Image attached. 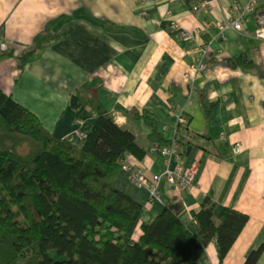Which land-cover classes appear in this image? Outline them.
I'll return each mask as SVG.
<instances>
[{"label":"crops","instance_id":"crops-1","mask_svg":"<svg viewBox=\"0 0 264 264\" xmlns=\"http://www.w3.org/2000/svg\"><path fill=\"white\" fill-rule=\"evenodd\" d=\"M201 1L0 0V30L8 41L0 88L55 134L83 147L95 118L84 120L82 136L69 105L86 86L148 150L134 168L151 183L166 160L149 138L151 127L134 112H152L165 139L178 142L175 161L200 165L197 181L184 188L161 181L163 203L150 202L148 188L125 167L116 187L145 206L146 221L173 206L198 236L197 214L207 197L217 204V215L226 207L247 213L249 221L225 259L219 260L213 241L200 262L245 264L264 243V40L256 37L254 19L242 31L221 28L235 0L195 9ZM175 25L194 39L183 40ZM41 34L55 39L35 51ZM242 53L251 66H232L230 60ZM192 64L206 68L195 72Z\"/></svg>","mask_w":264,"mask_h":264},{"label":"trees","instance_id":"trees-1","mask_svg":"<svg viewBox=\"0 0 264 264\" xmlns=\"http://www.w3.org/2000/svg\"><path fill=\"white\" fill-rule=\"evenodd\" d=\"M54 39L37 36L34 50ZM35 51L23 56L21 67ZM230 63L248 67L252 60L242 53ZM69 108L79 119L95 118L83 147L55 134L0 88V264H200L213 241L219 260L225 259L247 213L226 207L217 215L207 197L197 214L200 236L173 206L146 221L145 206L115 182L131 155L142 159L148 150L86 86L73 93ZM134 117L151 127L159 151L172 145L152 112L135 111ZM245 264H264V243Z\"/></svg>","mask_w":264,"mask_h":264},{"label":"built area","instance_id":"built-area-1","mask_svg":"<svg viewBox=\"0 0 264 264\" xmlns=\"http://www.w3.org/2000/svg\"><path fill=\"white\" fill-rule=\"evenodd\" d=\"M214 0H203L200 4H198L195 9H210L213 6ZM236 4L235 6L230 10L229 18L225 21L226 27H232L233 29L237 31H242L245 24L250 21L251 19H254L257 23V29H256V37L264 40V0H235ZM221 28H225L224 24L221 26ZM4 36L3 34H0V55L3 54L5 48H7L6 42L3 41ZM183 40H192L194 39V34H184L182 36ZM206 68L204 64H192V69L195 72L202 71ZM83 136H86L84 133H81ZM223 138V137H222ZM163 153L168 155V157H171L174 155V159H178V150L177 148L172 147H166L162 150ZM132 156V155H131ZM129 157V162L125 166V168L129 171L130 178L136 182L140 186H144L147 184L148 180L140 176L135 171V163L132 161V157ZM172 160V162H173ZM177 171H182L184 175L180 176L178 178V181H181L183 185L186 186H192L196 183L199 171H200V165L197 162H193L190 167L185 171L183 170L182 166H178L176 168V171L174 173H177ZM161 176L155 175V179H159ZM162 177H165L164 175ZM170 179H172V176H170ZM157 197L160 198L161 195L158 191H156Z\"/></svg>","mask_w":264,"mask_h":264},{"label":"rangeland","instance_id":"rangeland-1","mask_svg":"<svg viewBox=\"0 0 264 264\" xmlns=\"http://www.w3.org/2000/svg\"><path fill=\"white\" fill-rule=\"evenodd\" d=\"M200 9H202V8H200ZM223 24H224V27H225V28H222L223 30H225L227 28H232V27H226L225 26V21H224ZM175 26H176L175 28H177V25H175ZM177 30L179 32H181V36H180L181 38H182V36H184V34H190V32H188L187 30H183V29H180V28H177ZM0 34H3V36H4L3 41L6 42V45H7V48H5L3 54L0 55V57H1V56H3L6 53V51L8 49V41H7V39H6L5 35H4V32L2 30H0ZM192 40H190V41H192ZM83 127H84V120L78 118V120H77V129H79V133H83V131H86ZM170 147L177 148L178 147V142L177 141H173L172 145H170ZM162 154L165 157L166 166L159 174H157V175H159L161 177L159 179H155V176H154L155 182L151 183L150 181H148L147 184H145L144 186H141V187H147L148 188V190H149V201L150 202H154V203L155 202H158V203H163L164 202L163 194H162V192H161V190L159 188L160 187V183L163 180H166L168 183H170L171 185L176 186L178 188L179 187L180 188L193 187L195 185V184H193L192 186L183 185V183L181 181H178V178L180 176L184 175L182 173V171H177V173H174V171H176V168L178 166H182L183 170L186 171L190 167L191 164L188 165V166H185L184 163L180 159L177 160V161H175L177 158L173 160L174 155H172L171 157H168V155H166L165 153H162ZM177 155L180 156L179 153H177ZM131 157H132L133 162H135L136 156L132 155ZM172 160H173V162H172ZM135 171H136V173L138 175L143 176L139 171H137V169H135ZM163 175L165 177H162ZM170 176H172V179H170ZM155 190L160 193V195H161L160 198L157 197V194H156ZM52 255L54 257L58 258V251L56 249H54L52 251ZM61 258L64 259V256H61Z\"/></svg>","mask_w":264,"mask_h":264}]
</instances>
